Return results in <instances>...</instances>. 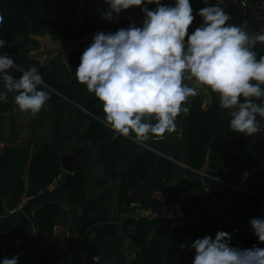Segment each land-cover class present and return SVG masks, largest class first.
I'll return each instance as SVG.
<instances>
[{
  "label": "trees",
  "instance_id": "trees-1",
  "mask_svg": "<svg viewBox=\"0 0 264 264\" xmlns=\"http://www.w3.org/2000/svg\"><path fill=\"white\" fill-rule=\"evenodd\" d=\"M79 1L63 0L55 8L54 18L45 19L41 14L47 6L44 0H0V15L4 17L0 38L6 41L0 53L7 52L14 58L11 74L19 78L24 70L36 66L51 95L40 113L51 116L29 122L32 127L28 135L10 132L4 136L0 122V141L4 143L0 152V217L16 207L23 194L32 196L47 191L62 173L60 155L79 150L74 170L65 176L61 187V194L69 202L83 206L72 217L80 245L75 264H93L92 257L96 255L101 257L100 264H191L194 251L190 244L196 234L192 221L185 217L172 223L167 232L156 227L158 221L135 214L153 209L157 192L164 193L168 202L179 204L184 211L181 188L172 182L174 164L157 156L147 141L137 143L118 136L105 125L102 103L98 99L88 102L93 94L75 77L82 52L72 53L67 64L60 55L46 64L28 57L38 45L31 36L49 35L53 40L73 41L86 32L111 29L112 23L104 21L97 11L103 9L99 4L105 5L103 0H92L83 11L84 31L79 35L69 19ZM256 50L264 54V44L258 43ZM0 96L13 99L2 85ZM229 120L228 110L219 107L216 94L211 93L206 107L197 96L190 105L185 134L188 166L206 172L208 192L220 203L238 185L237 176L246 163L244 153L249 150L253 176L264 185V119L258 117L261 131L251 137L234 133ZM156 138L159 137L150 139ZM91 154L101 165L98 178L91 176L92 164L83 162L85 155ZM128 159V164L120 168ZM245 189L234 205L232 217L233 224L243 229L236 235L237 247H264L248 226L250 218L264 216V189ZM66 214L57 203L42 205L34 214L38 236L50 238L58 220ZM125 243L133 254L129 261L123 253Z\"/></svg>",
  "mask_w": 264,
  "mask_h": 264
},
{
  "label": "clouds",
  "instance_id": "clouds-1",
  "mask_svg": "<svg viewBox=\"0 0 264 264\" xmlns=\"http://www.w3.org/2000/svg\"><path fill=\"white\" fill-rule=\"evenodd\" d=\"M201 3L205 6L194 10L192 0H103L107 7L97 9L109 23H118L121 13L133 8L142 13L139 25L130 21L114 32H94L75 68L77 83L102 103L103 122L114 134L143 143L175 133L179 115L190 111L186 102L198 94L188 81L218 96L234 133L251 137L261 131L264 54L256 45L264 44V33L250 35L229 23L231 16L220 0ZM197 17L201 22L190 31ZM5 44L0 38V49ZM14 68V58L0 53V85L13 94L20 112L36 116L51 98L48 86L36 66L19 78L11 74ZM248 226L264 244V216L250 218ZM190 250L191 264H264V247L233 246L232 234L223 230L196 238ZM19 260L14 254L0 264ZM92 261L100 264V255Z\"/></svg>",
  "mask_w": 264,
  "mask_h": 264
},
{
  "label": "crops",
  "instance_id": "crops-1",
  "mask_svg": "<svg viewBox=\"0 0 264 264\" xmlns=\"http://www.w3.org/2000/svg\"><path fill=\"white\" fill-rule=\"evenodd\" d=\"M44 1H46L47 6L41 12L43 18H54L55 8L63 0ZM88 1L92 0H80L78 6L69 15L70 22L80 31L79 35L84 31L83 11ZM223 1L222 7L231 16L229 23L240 25L250 35L264 33V0ZM164 2L171 3L172 0H164ZM192 5L194 10L201 8L196 6L193 0ZM106 7L104 5L102 8ZM149 7H154V5ZM130 21H135L137 25L141 23L142 13L138 8L121 13L119 22H112V27L109 31L114 32L118 28L126 27ZM200 22V18L197 17L194 24L190 26V31L198 26ZM30 38L35 40L38 45L36 49H32L28 53V57L32 60H37L41 64H46L57 55H60L63 62L67 64L68 57L72 53L83 52L87 46L78 44L74 40H53L49 35L31 36ZM34 52H38L41 57L39 59L32 58ZM187 83L196 87L198 94L195 97H190L186 102V106L190 109L191 102L197 96L202 98L204 107L208 106L212 92L205 90L203 86L197 85L194 81H188ZM0 100H5V97L0 96ZM40 113L36 116L22 113L19 111L18 106L14 104L6 115L0 116V122L3 124V135L6 136L10 132L18 136L28 135L32 127L27 124L28 122L34 119L39 120L40 116H46V118L51 116L50 113ZM188 113H181L177 118V131L175 133H166L162 138L149 139L147 143L157 156H162L174 164L172 182L181 188L186 220L192 221L196 226L195 239L206 234L214 236L217 230H223L232 234V245L237 246L236 235L242 232L243 229L233 224L232 217L234 205L238 202L240 194L244 192L238 190V185H235L230 197L225 202L220 203L214 200L208 192V175L206 172L204 170L195 171L188 166V155L185 148ZM3 147L4 143L0 141V152ZM76 151L78 152L79 150ZM244 155L246 163L242 166L239 174L244 171L247 177L242 187L245 189V187L255 186L264 189V185L253 176L254 165L250 150L245 152ZM61 156L64 155H60V158ZM129 161L130 159L121 164L120 168L127 165ZM83 162L92 164V178H98L102 173L101 165L94 154H91L90 157L85 155ZM66 175L67 173L62 170L59 178L47 191L32 196L26 193L28 200L21 207L16 206L14 212L6 210L4 215L0 217V259L4 257L10 258L14 254H19V263L22 261L23 264H75V254L80 245L72 217L83 206L72 204L61 194V187ZM47 203H57L67 214L58 220V224L54 227L50 238L41 239L37 234L34 214L37 209ZM140 212L141 210L135 214L140 215ZM25 222H28V225L25 226ZM171 226L172 223L167 221H158L156 223V227L165 228L167 232L170 231ZM123 253L128 261L133 258L132 252L127 248V243L124 244Z\"/></svg>",
  "mask_w": 264,
  "mask_h": 264
},
{
  "label": "built area",
  "instance_id": "built-area-1",
  "mask_svg": "<svg viewBox=\"0 0 264 264\" xmlns=\"http://www.w3.org/2000/svg\"><path fill=\"white\" fill-rule=\"evenodd\" d=\"M196 6L204 7L201 0H193ZM210 3L215 4L216 0H209ZM101 6L102 4L99 3ZM224 1L220 0V5L223 6ZM104 6V5H103ZM107 32V30H105ZM94 32H86L74 39V42L78 44L88 45L91 42L92 35ZM247 174L242 171L238 175V186L237 189L241 192H246L242 187L246 181ZM28 200V196L23 194L17 207H21ZM155 207L153 209L141 210L140 215L155 221H168L171 223L180 222L185 219V214L182 207L177 203H170L164 193L157 192L154 195ZM16 208L10 210L14 212Z\"/></svg>",
  "mask_w": 264,
  "mask_h": 264
},
{
  "label": "water",
  "instance_id": "water-1",
  "mask_svg": "<svg viewBox=\"0 0 264 264\" xmlns=\"http://www.w3.org/2000/svg\"><path fill=\"white\" fill-rule=\"evenodd\" d=\"M40 57H41V55L38 54V52H34L32 54V58L39 59ZM93 99H96L94 97V94L87 101L90 102ZM13 106H14L13 99L0 100V116L6 115ZM77 154H78V152L75 151V152L71 153L70 155L61 156V158H60L61 169L63 171H65L67 174H70V173L73 172V170H74V160H75V157L77 156Z\"/></svg>",
  "mask_w": 264,
  "mask_h": 264
},
{
  "label": "rangeland",
  "instance_id": "rangeland-1",
  "mask_svg": "<svg viewBox=\"0 0 264 264\" xmlns=\"http://www.w3.org/2000/svg\"><path fill=\"white\" fill-rule=\"evenodd\" d=\"M27 124H28L29 126L31 125L29 122H28ZM36 127H38V126L36 125ZM89 190H91V187H89ZM89 190H88V191H89Z\"/></svg>",
  "mask_w": 264,
  "mask_h": 264
}]
</instances>
